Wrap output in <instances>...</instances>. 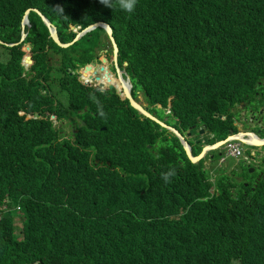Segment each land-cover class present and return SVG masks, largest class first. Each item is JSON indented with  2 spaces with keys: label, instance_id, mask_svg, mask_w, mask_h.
I'll use <instances>...</instances> for the list:
<instances>
[{
  "label": "trees",
  "instance_id": "trees-1",
  "mask_svg": "<svg viewBox=\"0 0 264 264\" xmlns=\"http://www.w3.org/2000/svg\"><path fill=\"white\" fill-rule=\"evenodd\" d=\"M33 8L63 43L108 23L133 96L182 134L226 140L238 132L232 108L264 99V0H137L132 13L0 0V264H264V174L193 164L122 92L82 79L103 28L61 48L37 13L23 27Z\"/></svg>",
  "mask_w": 264,
  "mask_h": 264
},
{
  "label": "flooded vegetation",
  "instance_id": "flooded-vegetation-1",
  "mask_svg": "<svg viewBox=\"0 0 264 264\" xmlns=\"http://www.w3.org/2000/svg\"><path fill=\"white\" fill-rule=\"evenodd\" d=\"M75 32L78 33L80 31H78V29H75ZM107 36H108V34H107ZM108 39H109V36H108ZM106 43H107L106 47L103 50L101 49V51L99 52L100 57L97 60L94 59V60L90 61L89 64L78 69V72L80 73V75L82 76V79L84 81H87L88 83H90L95 88L101 87V86H94L95 83L100 84L101 82H104L108 88L113 86V89L115 90V92L120 97H121V92H122V94L125 95L124 84L120 80V76H121L123 79V82L127 83V81H128V83L132 85L131 95L133 96V94H132L133 84H132V80L128 74L127 66L124 63H122V64L120 63L121 61H120L119 53H118L117 61L114 59L113 42L109 39ZM112 49H113V51H112ZM86 78H88V79H86ZM110 79L112 80L111 82H109ZM138 97H139V99H137L133 96V98L135 100H137L145 108H147L145 106L147 104L142 103V100L139 101L141 99V95H138ZM253 104H255V102H253V103H251L250 101L242 102L241 105H238L239 108H236V107L232 108L234 124H235V127L237 128L238 132L241 131L244 133H248V132L253 131L260 136V134L261 135L264 134V99H263L262 105L259 106L258 111H256V112H254V110H253V106H252ZM260 108H263V110H261V111H263V113H261V111H259ZM238 109L241 110L240 115L237 114V116H235V110H238ZM230 116H227L226 119H228ZM170 122L172 123V125L174 124L173 119L168 118L167 123L170 124ZM65 123H66V126H70V127L73 126L71 124H67V122H65ZM82 123H83V121H82ZM79 125H82V124H78V127H79ZM173 127H175V126L173 125ZM74 129L77 130L76 128H74ZM254 129H255V131H254ZM171 133H172V135H174L173 132H171ZM209 134H212V133H210L209 131H207L205 129V133L203 136L193 134L192 131H186V132H184L183 135L186 136V138L189 142H190V140H192L195 144H201V148H202L204 146V144L214 143V142L209 141ZM172 135H171V137H173ZM212 135L214 136L213 137V139H214L215 134H212ZM194 137L199 138V142H198V139H196V141H194L195 140ZM245 138L248 139L247 137H245ZM240 144H241V146L244 149V152L246 154H250V152L255 153L254 157L252 158L251 164L255 165L256 168L259 169L260 173H258V174L261 178V175L264 174V172L262 170L264 168V145L247 149L246 147H244V144H246V143L240 142ZM193 148H194V146L192 145V149ZM241 164L243 165L242 160H240V158H236L235 165L238 166ZM243 166H246V165H243ZM261 166L263 168H260Z\"/></svg>",
  "mask_w": 264,
  "mask_h": 264
},
{
  "label": "water",
  "instance_id": "water-1",
  "mask_svg": "<svg viewBox=\"0 0 264 264\" xmlns=\"http://www.w3.org/2000/svg\"><path fill=\"white\" fill-rule=\"evenodd\" d=\"M32 11L35 12V13H37L41 17V19L44 22V24L47 26V28L50 29L51 36L53 38V41L57 45H59L61 48H68V47L74 45L77 41H79L80 39H82L85 35H87L89 32L93 31L96 28H99V27L100 28H103L106 31V33L108 34L109 39L113 42V45H114V59L117 61V59H118V53H119V48H118V45H117L116 40H115L114 29H112V27L108 23H105V22H97L95 24H92V25L86 27L84 30L78 32L77 33V36L74 38V40H72V41H70L68 43H63L60 40V38H59V34H58L57 27L53 24V22L49 18H47L45 15H43L36 8L28 9L26 11V14H25L24 19H23V22H22L23 27L24 28L26 26H28L29 28L31 27V24H30V21H29V14ZM76 29H77V27H76ZM27 35L28 34L23 31L21 42L25 41ZM0 43L1 44H5L1 40H0ZM6 45L7 46H15V45H18V44H6ZM31 48H32V45L29 44L28 45V49H31ZM27 62H28V60L26 59L25 64H27ZM86 79H88V78H86ZM120 80L124 84L125 96L129 100L131 106L135 110L139 111V113L141 115H143V116H145L147 118L152 119L153 121L157 122L162 127H164L165 129L169 130L170 132H173V134L176 135L180 139V141H181V143H182V145H183V147H184V149L186 151L187 156L190 158V161L193 164H199L200 161L202 160V158L205 156V154L208 151L218 149V148H220L221 145H223L224 143H226L228 141H235V140H237V141H241V142H244V143H247V144H251V145H254V146H263L264 145V139L259 138V135L258 134L253 133V132L244 133V132H241L240 131L237 135L230 136L226 140H218V141L214 142L213 144H206L202 148V151L199 154L195 155L192 152V145L187 140L186 136H184L182 133H180L173 126L169 125L168 123L162 121L161 119H159L158 117H156L155 115H153L152 113H150L141 103H139L137 100H135L133 98V96L131 95L132 85L129 84L128 81H127V83L126 82H123V79H122L121 76H120ZM111 81L112 80L110 79L109 82H111ZM94 86H101V87H104V88H108L106 85H104V83H100V84L95 83ZM261 113H263V111H261ZM82 125H85V122H83ZM79 127H81V125H79ZM204 133H205V129H201L199 131V135H204ZM251 135H253V137ZM245 137H251V140H247V139H245ZM221 154H222V152H220V155ZM250 172L253 173L254 172V169H250Z\"/></svg>",
  "mask_w": 264,
  "mask_h": 264
},
{
  "label": "clouds",
  "instance_id": "clouds-1",
  "mask_svg": "<svg viewBox=\"0 0 264 264\" xmlns=\"http://www.w3.org/2000/svg\"><path fill=\"white\" fill-rule=\"evenodd\" d=\"M99 3L100 4H102L104 7H106V8H110V9H112V10H114V9H116L117 7L120 9V10H122V11H125V12H128V13H132L134 10H135V6H136V4H137V0H99ZM56 10L57 11H60L61 13L63 12V9L59 6V5H57L56 6ZM237 108H239V107H237ZM151 113V112H150ZM154 115V114H153ZM157 117V116H156ZM226 117L227 116H222V118L223 119H226ZM160 119V118H159ZM165 122V121H164ZM166 123H167V121H166ZM169 124V123H168ZM170 125V124H169ZM171 126H173V125H171ZM175 128V127H174ZM205 129V128H204ZM178 130V129H177ZM201 130V129H200ZM199 130V131H200ZM179 131V130H178ZM199 131H198V135H199ZM170 132V131H169ZM180 132V131H179ZM240 132V131H239ZM238 132V133H239ZM251 132H253V131H251ZM171 133V132H170ZM181 133V132H180ZM211 133V132H210ZM238 133H236V134H234V135H237ZM253 133H255V132H253ZM213 134V133H212ZM212 134H209V139H213V135ZM257 134V133H256ZM200 136H203V135H200ZM233 136V135H232ZM248 139L247 140H251V137H247ZM259 138H261V139H264V137H261V134H260V136H259ZM246 139V138H245ZM218 141V140H217ZM236 142H241V141H237V140H235ZM198 142H199V140H198ZM214 142H216V141H214ZM229 142V141H228ZM228 142H226V143H224L223 145H221L220 146V148H218V150H220V152H222V154L224 153V152H227V150L226 151H223V148H226V145H227V143ZM208 144H213V143H208ZM247 144V143H246ZM199 145H201V144H199ZM206 144H204V146H205ZM247 145H249L251 148L252 147H259V146H254V145H251V144H247ZM203 146V147H204ZM202 147V148H203ZM202 148H201V151H202ZM215 150H217V149H215ZM200 151V152H201ZM211 151H213V150H210V151H208L206 154H205V156L202 158V160L201 161H203L204 162V160H205V157L207 156V155H209V157H210V161L211 162H213L214 161V157H215V155L214 154H211ZM192 152H193V149H192ZM199 152V153H200ZM194 154V153H193ZM221 154V155H222ZM246 154V153H245ZM196 155V154H195ZM247 155H249L250 156V162H249V164H245L243 161H242V163H243V165H246L247 167L249 166V167H253V166H255V165H252L251 164V162H252V158L254 157V155H255V153L254 152H250V154H247ZM224 158V157H223ZM235 158V157H234ZM240 160H241V158H240ZM200 161V162H201ZM224 163V162H223ZM256 167V166H255ZM254 168V167H253ZM250 169H252V168H250ZM249 169V170H250ZM209 171V170H208ZM255 171V170H254ZM210 173L211 172H214L213 170H210L209 171ZM251 173V172H250ZM176 175V172H175V169H170L169 171H167V172H165V173H162V176H161V178L165 181V183H168V182H170V180H171V178L173 177V176H175Z\"/></svg>",
  "mask_w": 264,
  "mask_h": 264
},
{
  "label": "rangeland",
  "instance_id": "rangeland-1",
  "mask_svg": "<svg viewBox=\"0 0 264 264\" xmlns=\"http://www.w3.org/2000/svg\"><path fill=\"white\" fill-rule=\"evenodd\" d=\"M256 103L255 104H253L252 106H253V110H254V112H256V111H258V108H256ZM261 110H263V108H260L259 109V111H261ZM240 112H241V110L240 109H238V110H235V116H237V114H239L240 115ZM58 124H61V123H58ZM62 124H66L65 122H63ZM65 128H71L70 126H66V125H63ZM245 126V125H244ZM254 131H255V129H254ZM194 134H197V133H194ZM198 135V134H197ZM261 137H264V134L263 135H261ZM172 140V139H171ZM217 140H219V137H215L214 139H209V141H211V142H214V141H217ZM244 147H246L247 149H249V148H251L249 145H247V144H244ZM223 151H226V148H223ZM211 154H214L215 155V157H214V161L213 162H211V166H212V170L214 171V169H215V171L214 172H211L210 173V175L211 176H214L215 175V173H217V172H219V171H226V172H229V173H231L230 171H232L233 170V168H236V169H240V165H238V166H236L235 165V160H236V158H234L233 156H230V155H228V153L227 152H224L222 155H220V150H213V151H211ZM226 158V162H224V163H221V160H222V158ZM208 160H210V157H209V155H207L206 157H205V160H204V162L205 161H208ZM236 166V167H235ZM254 168V170L255 171H257L258 173H260L259 172V170L257 169V168H255V166H253ZM260 168H263L262 166L260 167ZM263 170V172H264V168L262 169ZM238 170H233V172H234V174H235V172H237ZM259 175V174H258ZM237 178L238 179H241L242 178V174L240 175H238L237 176ZM23 215L22 214H19V215H15V225L20 229L21 227H22V224H23ZM17 230V229H16ZM17 232H19V230H17Z\"/></svg>",
  "mask_w": 264,
  "mask_h": 264
},
{
  "label": "built area",
  "instance_id": "built-area-1",
  "mask_svg": "<svg viewBox=\"0 0 264 264\" xmlns=\"http://www.w3.org/2000/svg\"><path fill=\"white\" fill-rule=\"evenodd\" d=\"M226 150L228 155L235 158H241L245 164H249L250 156L245 154L244 149L242 148L240 142L229 141L226 145ZM226 162V158H222L221 163Z\"/></svg>",
  "mask_w": 264,
  "mask_h": 264
},
{
  "label": "crops",
  "instance_id": "crops-1",
  "mask_svg": "<svg viewBox=\"0 0 264 264\" xmlns=\"http://www.w3.org/2000/svg\"><path fill=\"white\" fill-rule=\"evenodd\" d=\"M194 138H195L194 141H196V139L199 140V138H197V137H194ZM210 164H211L210 160L204 162V167L206 170H209V171L212 170V166ZM214 171H215V169H214Z\"/></svg>",
  "mask_w": 264,
  "mask_h": 264
},
{
  "label": "bare ground",
  "instance_id": "bare-ground-1",
  "mask_svg": "<svg viewBox=\"0 0 264 264\" xmlns=\"http://www.w3.org/2000/svg\"><path fill=\"white\" fill-rule=\"evenodd\" d=\"M253 137V135H251Z\"/></svg>",
  "mask_w": 264,
  "mask_h": 264
}]
</instances>
